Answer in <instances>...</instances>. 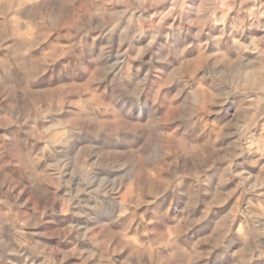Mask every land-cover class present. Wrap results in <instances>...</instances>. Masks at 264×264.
<instances>
[{"label":"rangeland","instance_id":"rangeland-1","mask_svg":"<svg viewBox=\"0 0 264 264\" xmlns=\"http://www.w3.org/2000/svg\"><path fill=\"white\" fill-rule=\"evenodd\" d=\"M0 264H264V0H0Z\"/></svg>","mask_w":264,"mask_h":264},{"label":"bare ground","instance_id":"bare-ground-1","mask_svg":"<svg viewBox=\"0 0 264 264\" xmlns=\"http://www.w3.org/2000/svg\"><path fill=\"white\" fill-rule=\"evenodd\" d=\"M120 61V60H119ZM112 62V61H111ZM195 101V100H194ZM59 139V138H58ZM47 146V145H46ZM154 147V146H153ZM156 147V146H155ZM58 149V148H57ZM153 149H155V157H157V155H158V150H157V148H153ZM110 150V149H109ZM54 151V150H53ZM61 152V151H60ZM55 155L57 156V157H59V153H55ZM99 155V154H98ZM51 156H52V154H51ZM55 156V157H56ZM60 156H61V154H60ZM97 156V155H96ZM147 157V156H146ZM145 157V158H146ZM54 159V158H53ZM56 159V158H55ZM59 159V158H58ZM60 160V159H59ZM148 160V159H147ZM58 161V160H57ZM52 163V162H51ZM96 176H98V175H96ZM86 179H88V177L86 178ZM111 179V178H110ZM85 181V180H84ZM86 182V181H85ZM105 190V189H104ZM117 190V189H116ZM123 198V197H122ZM94 200V199H93ZM99 200V199H98ZM96 201V200H95ZM120 203V202H119ZM79 208V207H78ZM123 208L122 207H120V209H119V211H121ZM77 210V209H76ZM102 211V210H101ZM112 218V217H111ZM66 225V224H65Z\"/></svg>","mask_w":264,"mask_h":264}]
</instances>
